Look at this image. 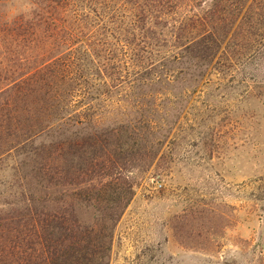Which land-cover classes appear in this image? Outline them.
Segmentation results:
<instances>
[{"label": "trees", "instance_id": "trees-1", "mask_svg": "<svg viewBox=\"0 0 264 264\" xmlns=\"http://www.w3.org/2000/svg\"><path fill=\"white\" fill-rule=\"evenodd\" d=\"M187 1L26 0L0 13V170L13 173L0 264H109L132 174L166 141L163 87L239 69L264 99V0L198 14ZM122 88L132 101L107 106Z\"/></svg>", "mask_w": 264, "mask_h": 264}, {"label": "rangeland", "instance_id": "rangeland-1", "mask_svg": "<svg viewBox=\"0 0 264 264\" xmlns=\"http://www.w3.org/2000/svg\"><path fill=\"white\" fill-rule=\"evenodd\" d=\"M211 2L188 0L183 10L198 14ZM25 6L13 0L0 13ZM202 71L200 81L161 91L166 141L147 172L132 174L109 264H264V99L248 71ZM123 90L107 106L132 101ZM11 165L0 170V204Z\"/></svg>", "mask_w": 264, "mask_h": 264}, {"label": "built area", "instance_id": "built-area-1", "mask_svg": "<svg viewBox=\"0 0 264 264\" xmlns=\"http://www.w3.org/2000/svg\"><path fill=\"white\" fill-rule=\"evenodd\" d=\"M160 187V186H159Z\"/></svg>", "mask_w": 264, "mask_h": 264}]
</instances>
